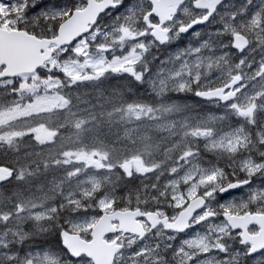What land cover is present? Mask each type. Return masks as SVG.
I'll return each mask as SVG.
<instances>
[{
    "label": "snow or ice",
    "instance_id": "snow-or-ice-1",
    "mask_svg": "<svg viewBox=\"0 0 264 264\" xmlns=\"http://www.w3.org/2000/svg\"><path fill=\"white\" fill-rule=\"evenodd\" d=\"M0 264H264V0H0Z\"/></svg>",
    "mask_w": 264,
    "mask_h": 264
}]
</instances>
